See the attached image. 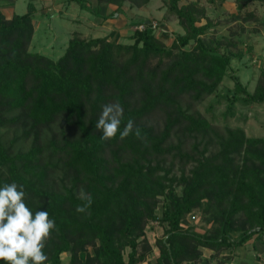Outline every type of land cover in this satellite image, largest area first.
Segmentation results:
<instances>
[{
    "label": "trees",
    "instance_id": "16d2710c",
    "mask_svg": "<svg viewBox=\"0 0 264 264\" xmlns=\"http://www.w3.org/2000/svg\"><path fill=\"white\" fill-rule=\"evenodd\" d=\"M70 1L97 18L114 17L126 2H151ZM236 1L242 11L258 0ZM168 2L184 30L170 46L153 22L140 21L145 29L133 33L132 45L75 35L58 59L30 50L33 3L11 18L0 8V187L22 186L33 213L47 210L55 219L46 264H138L153 254L149 222L165 228L153 264L264 243V137L218 129L196 108L217 95L232 55L203 39L211 27L199 25L208 20L205 9ZM102 5L116 9L105 17ZM233 79L228 112L238 101L264 104V73L253 93ZM115 102L123 108L120 130L133 120L140 138L133 132L121 140L118 132L101 139L96 123L104 105ZM81 190L92 199L85 213L76 211L86 203ZM196 212L209 226L203 233L189 223Z\"/></svg>",
    "mask_w": 264,
    "mask_h": 264
},
{
    "label": "rangeland",
    "instance_id": "374dc122",
    "mask_svg": "<svg viewBox=\"0 0 264 264\" xmlns=\"http://www.w3.org/2000/svg\"><path fill=\"white\" fill-rule=\"evenodd\" d=\"M91 1L92 5L96 6V0ZM168 1L151 0L149 5L142 8L126 2L122 11L111 18H97L70 0H0V8L11 18L14 14L27 13L29 4L33 3L36 8L35 34L30 50L58 59L75 35L85 39L108 37L111 41L132 45V35L140 29V25H136L140 21L156 23V35L170 46L174 38L184 33V30L180 27L177 17L170 11ZM189 3H197L206 11L208 20L202 19L199 25L211 22V27L202 36L205 42L218 47L220 53L232 55L230 69L220 84L217 95L207 97L197 104L196 108L218 129L241 128L249 137H264V104H244L238 101L230 113L227 100V97L231 98L235 94L233 76L252 93L263 77L264 1L252 2L242 11L238 9L236 0H181L180 5ZM115 9V6H101L105 17H109ZM194 46L195 42L192 41L185 49L190 50ZM12 137V133L6 134V139ZM194 216L196 220H192L190 216L189 223L196 225V231L205 232L208 224L201 220L200 213L196 212ZM164 233L165 228L158 222H149L147 225L148 240L149 237H156L154 234L164 237ZM63 257L67 261L69 255L64 254Z\"/></svg>",
    "mask_w": 264,
    "mask_h": 264
},
{
    "label": "clouds",
    "instance_id": "9594fccd",
    "mask_svg": "<svg viewBox=\"0 0 264 264\" xmlns=\"http://www.w3.org/2000/svg\"><path fill=\"white\" fill-rule=\"evenodd\" d=\"M123 108L119 102L104 105L96 123L102 130L101 139L110 140L119 132L123 140L135 132L140 138V129L129 120L120 130ZM80 198L86 203L78 205L76 211L85 213L91 207L90 194L81 190ZM56 229L55 219L47 210L33 211L25 203V191L16 183L0 187V261L5 264H46L48 256L43 251L50 233Z\"/></svg>",
    "mask_w": 264,
    "mask_h": 264
},
{
    "label": "crops",
    "instance_id": "0c3cea01",
    "mask_svg": "<svg viewBox=\"0 0 264 264\" xmlns=\"http://www.w3.org/2000/svg\"><path fill=\"white\" fill-rule=\"evenodd\" d=\"M154 236L156 237H153V239L149 237L150 244L154 247V253L138 264H153L156 262L159 256L156 242L163 237H159L158 234H154ZM202 252L203 256L199 260L185 262L184 264H264V243L256 239L235 249L225 248L220 253L208 248L202 249ZM68 259L64 262L68 263Z\"/></svg>",
    "mask_w": 264,
    "mask_h": 264
},
{
    "label": "built area",
    "instance_id": "2783aa9c",
    "mask_svg": "<svg viewBox=\"0 0 264 264\" xmlns=\"http://www.w3.org/2000/svg\"><path fill=\"white\" fill-rule=\"evenodd\" d=\"M153 27H154V28H157V24H156V23H153ZM144 29H145V25H141V26H140V30H144ZM190 216H191V219H192V220H196V218H195L194 215H190ZM190 216H189V217H190Z\"/></svg>",
    "mask_w": 264,
    "mask_h": 264
}]
</instances>
